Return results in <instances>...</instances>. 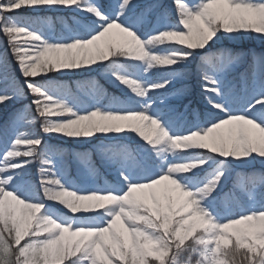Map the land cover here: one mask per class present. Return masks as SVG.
Masks as SVG:
<instances>
[{"label":"snow or ice","instance_id":"6c2138e0","mask_svg":"<svg viewBox=\"0 0 264 264\" xmlns=\"http://www.w3.org/2000/svg\"><path fill=\"white\" fill-rule=\"evenodd\" d=\"M0 37V264H264V0H0Z\"/></svg>","mask_w":264,"mask_h":264},{"label":"rangeland","instance_id":"374dc122","mask_svg":"<svg viewBox=\"0 0 264 264\" xmlns=\"http://www.w3.org/2000/svg\"><path fill=\"white\" fill-rule=\"evenodd\" d=\"M0 39H2V37H0ZM246 43L248 46H255V47H252L250 49H253L256 53H263L261 50H259L261 47H263L262 45H264L260 41H245L242 43L236 42L235 46L240 48L242 44H246ZM17 75H18V73H17ZM25 103H26V101H25ZM17 106H19V105H17ZM0 111H2V110H0ZM62 147L68 151H79L77 148H75L74 146H70V145H62ZM36 167L38 169L39 165H37ZM69 167H70V169L74 168L75 167L74 162H70ZM37 175H38V172H37ZM77 182H80V181H77Z\"/></svg>","mask_w":264,"mask_h":264},{"label":"trees","instance_id":"16d2710c","mask_svg":"<svg viewBox=\"0 0 264 264\" xmlns=\"http://www.w3.org/2000/svg\"><path fill=\"white\" fill-rule=\"evenodd\" d=\"M263 47H261L259 50H261L264 53V45H262ZM236 47V46H235ZM255 47V46H248L247 43L246 44H242L241 47H236L237 51H248L250 48ZM258 49V48H257ZM100 80L101 84H104L105 88L107 91H109L112 95H118V90L114 88V86H111L109 84H107L102 78L97 77ZM19 107V106H18ZM80 150V149H78Z\"/></svg>","mask_w":264,"mask_h":264}]
</instances>
